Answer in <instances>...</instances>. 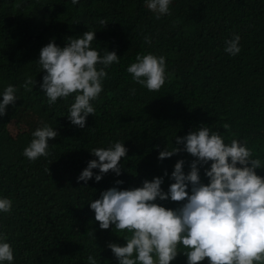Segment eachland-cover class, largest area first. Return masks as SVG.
I'll return each instance as SVG.
<instances>
[{"label": "trees", "instance_id": "obj_1", "mask_svg": "<svg viewBox=\"0 0 264 264\" xmlns=\"http://www.w3.org/2000/svg\"><path fill=\"white\" fill-rule=\"evenodd\" d=\"M146 2L0 0V103L7 84L18 89L0 117V198L12 200L11 212H0V233L8 236L13 264H88L90 255L97 264H118L108 245L126 246L130 233L102 230L89 204L113 187L140 188L157 177L167 193L175 164L184 160L187 175L196 158L181 151L161 161L160 152L183 149L176 137L202 126L219 131L226 144L246 142L264 164V0H172L171 14L160 19ZM88 30L96 32L92 47L101 55L115 51L120 62L106 69L103 91L91 102L95 115L81 129L68 119L75 94L49 106L41 89L46 73L37 62L49 42L63 48ZM233 35L241 37L236 56L224 51ZM148 53L165 56L171 73L159 91L135 83L126 70L137 54ZM29 77L36 80L31 92L22 87ZM45 124L58 132L48 141L51 155L29 161L23 151ZM116 142L128 149L121 175L110 171L96 182L100 172L93 169L91 180L78 182L89 161L98 160L91 151ZM210 165L200 167L205 185ZM257 175L264 177V167ZM155 202L172 210L184 203ZM172 264L187 259L181 253Z\"/></svg>", "mask_w": 264, "mask_h": 264}, {"label": "clouds", "instance_id": "obj_2", "mask_svg": "<svg viewBox=\"0 0 264 264\" xmlns=\"http://www.w3.org/2000/svg\"><path fill=\"white\" fill-rule=\"evenodd\" d=\"M79 0H72L77 4ZM172 0H147L146 7L156 14L170 15ZM103 26L106 20H100ZM96 32L88 30L82 37L69 38L65 47L56 46L54 40L40 51L37 62L43 76L41 89L49 106L58 99L67 100L75 94L74 103L69 108L68 119L81 129L87 117L94 116L96 109L92 101L99 98L106 69L119 64L115 51H104L101 55L92 47ZM241 37L233 35L226 40L224 51L232 56L241 52ZM151 44V38L145 37ZM136 62L127 67L133 81L149 91H159L171 73L167 72L166 57L152 53L137 54ZM101 67H97V66ZM36 80L27 78L22 87L33 91ZM18 89L7 84L0 103V117L6 115V108L14 105ZM230 130L229 124L223 125ZM33 139L24 149L23 155L32 162L51 155L49 140H54L58 132L45 124L32 133ZM176 144L183 145L161 151L158 159L164 160L185 151L196 158L190 164V171L184 173V160H179L170 179L174 181L165 193L161 185L163 178L145 180L143 186L131 190L113 187L101 193V199L89 205L95 213V221L102 230L115 226L125 236L126 246L109 244L118 264H172L181 253L187 264H264V177L257 175V169L264 167L259 158L253 159V150L247 143L232 139L225 143L219 131L202 126L183 138L176 137ZM128 149L123 142H116L107 149L96 148L91 154L98 160H91L78 177L85 184L93 178V169H99L95 181L100 182L110 171L121 175L120 161L127 156ZM205 168L207 185L201 183L200 167ZM199 165V167H198ZM237 165H240L238 167ZM250 165V166H249ZM49 171V169H47ZM168 175L167 172L164 173ZM123 181L117 180L120 185ZM191 185V195L188 185ZM184 202L172 210L160 206L155 201ZM12 200L0 198V212L10 213ZM8 236L0 233V264H13L14 251ZM186 251H179L180 247ZM88 264H97L95 257H88Z\"/></svg>", "mask_w": 264, "mask_h": 264}]
</instances>
